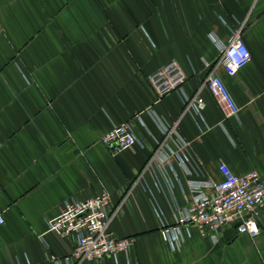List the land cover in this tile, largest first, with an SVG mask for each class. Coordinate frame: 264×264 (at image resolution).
Returning a JSON list of instances; mask_svg holds the SVG:
<instances>
[{
  "label": "crops",
  "instance_id": "crops-1",
  "mask_svg": "<svg viewBox=\"0 0 264 264\" xmlns=\"http://www.w3.org/2000/svg\"><path fill=\"white\" fill-rule=\"evenodd\" d=\"M234 29L252 60L219 69L239 106L227 117L205 79ZM173 59L183 91L160 98L149 75ZM197 93L201 115L186 110ZM126 122L141 144L114 154L101 137ZM221 162L264 175V0H0V264H75V236L49 221L104 189L110 231L133 242L82 264H264V210L256 237L190 226L172 249L161 233Z\"/></svg>",
  "mask_w": 264,
  "mask_h": 264
},
{
  "label": "built area",
  "instance_id": "built-area-1",
  "mask_svg": "<svg viewBox=\"0 0 264 264\" xmlns=\"http://www.w3.org/2000/svg\"><path fill=\"white\" fill-rule=\"evenodd\" d=\"M219 44V58L212 66L205 79V84L220 104L227 117L238 114L239 106L219 73L222 68L231 76L252 60V53L244 41L240 29L232 30L231 39ZM186 75L176 60H170L149 75V81L162 98L173 91H183ZM186 110L201 115L205 106L204 99L197 93L185 97ZM165 136L172 134L163 126ZM112 153L141 144L129 122L114 125L102 137ZM183 160L184 148L176 152ZM150 164L146 167L148 169ZM223 178L191 179L188 181L192 195L186 206L175 211V222L169 223L163 218L161 233L172 249L180 248L184 241V232L190 226L199 228L202 234H209L214 240L227 225L236 224L240 234L256 237L260 233L258 218L264 210V175L258 171L237 174L225 162L219 165ZM141 178V176H140ZM111 193L104 189L98 195L86 199H70L63 206L62 212L49 221V228L60 236L74 235L76 245L72 252L75 264L87 260L116 257L127 252L133 242L131 237H115L109 226L116 210H110ZM5 223L4 214L0 213V224Z\"/></svg>",
  "mask_w": 264,
  "mask_h": 264
}]
</instances>
